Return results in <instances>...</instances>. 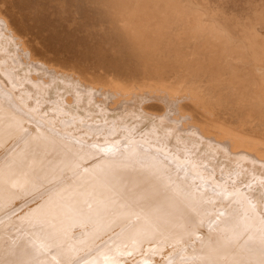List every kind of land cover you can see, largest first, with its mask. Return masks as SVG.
<instances>
[{
    "label": "rangeland",
    "instance_id": "obj_1",
    "mask_svg": "<svg viewBox=\"0 0 264 264\" xmlns=\"http://www.w3.org/2000/svg\"><path fill=\"white\" fill-rule=\"evenodd\" d=\"M0 23L2 90L45 129L38 139L136 151L147 194L163 180L218 182L239 202L258 199L264 221V0H0ZM116 92L131 99L113 108ZM179 106L260 161L203 140Z\"/></svg>",
    "mask_w": 264,
    "mask_h": 264
},
{
    "label": "bare ground",
    "instance_id": "obj_2",
    "mask_svg": "<svg viewBox=\"0 0 264 264\" xmlns=\"http://www.w3.org/2000/svg\"><path fill=\"white\" fill-rule=\"evenodd\" d=\"M115 94L113 108L132 96ZM27 107L0 83V264H134L138 259L163 264L176 252L181 254L168 264H264L258 199L239 202L218 182L202 191L163 180L147 194L136 183L135 166L142 162L136 151L102 155L86 143L38 139L45 129L27 119ZM179 112L180 124L188 121L185 127L203 140L260 161L254 148L238 150L232 139L210 134L181 106ZM215 202H220L217 210ZM235 215H248L249 221ZM235 233L243 240L235 242Z\"/></svg>",
    "mask_w": 264,
    "mask_h": 264
}]
</instances>
